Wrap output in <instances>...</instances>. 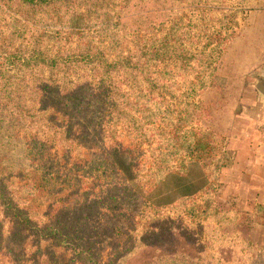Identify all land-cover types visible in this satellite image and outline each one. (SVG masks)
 <instances>
[{"label":"trees","instance_id":"1","mask_svg":"<svg viewBox=\"0 0 264 264\" xmlns=\"http://www.w3.org/2000/svg\"><path fill=\"white\" fill-rule=\"evenodd\" d=\"M8 1L16 8L0 12V58L6 54L10 62L9 50L34 39L29 58L19 60L29 71L20 88L28 90L32 132L14 154L19 165L9 163L29 204L0 179V264H128L158 238L156 216L175 193L188 199L211 188V177L190 176L187 164L205 170L209 160L212 174L221 168L208 140L189 129L188 106L164 101L178 98L172 84H182L186 102L216 79L226 38L207 29L213 7L209 0ZM31 13L42 16L33 22ZM129 41L134 52L123 55ZM72 44L76 50L66 49ZM172 65L193 79L179 82ZM78 67L93 78L71 89L38 74ZM119 124L132 145L118 141L121 134L111 128ZM37 200L45 205L42 224L30 203ZM203 209H212L208 198ZM147 264L203 263L170 254Z\"/></svg>","mask_w":264,"mask_h":264},{"label":"rangeland","instance_id":"2","mask_svg":"<svg viewBox=\"0 0 264 264\" xmlns=\"http://www.w3.org/2000/svg\"><path fill=\"white\" fill-rule=\"evenodd\" d=\"M209 3L213 9L207 29L212 27L213 31H221L226 38L214 74L216 79L196 98L186 102L181 98L185 91V88L180 89L182 84H172L170 90L178 98L167 97L164 101L165 104L185 103L188 106L189 115L184 116L189 129L208 140L221 168L212 174L209 160L205 170L200 164H187L190 176L200 171L210 176L208 184L211 188L188 199L175 193L172 204L156 216L160 221L158 238L128 264H147L170 254H186L200 259L203 264H264V130L257 123L263 107L258 82L264 79V0H209ZM15 6L8 0H0L2 13L12 14ZM17 15L21 17L19 13ZM29 16L36 22L42 15L31 13ZM1 42L5 47L4 37ZM33 48L34 39L19 42L7 52L12 56L10 62L6 60V54L0 58V179L13 196L23 202L26 199L19 195L23 184L17 178L18 170L11 168L9 163L19 165L20 160L14 154L20 148V141L28 140L32 132L28 90L20 88L22 82L27 81L29 71L19 60L28 59ZM45 48L53 52L51 46ZM69 48L74 51L77 45L66 47ZM133 52L132 41L125 43L123 55ZM171 67L174 69L175 65ZM174 70L179 82L193 79L179 67ZM38 74L62 89L74 88L93 78L90 69L83 67L69 73L44 69ZM111 129L121 134H118V141L125 146L132 145L122 124ZM108 134L111 135V131ZM40 136L45 138V133ZM107 143L111 145L113 141L108 139ZM153 148L157 149L158 145ZM57 150L62 152L63 149L57 147ZM142 150L148 151L144 143ZM147 155L149 152L145 158ZM180 165L176 161L171 164V169L177 172L181 170ZM172 182L169 181L167 187L173 186ZM207 198L212 202L209 213L203 209ZM30 203L33 209L39 210V223H44L47 220L45 205L41 200ZM138 227V234L142 235L146 224ZM7 229L5 223L4 231Z\"/></svg>","mask_w":264,"mask_h":264},{"label":"crops","instance_id":"3","mask_svg":"<svg viewBox=\"0 0 264 264\" xmlns=\"http://www.w3.org/2000/svg\"><path fill=\"white\" fill-rule=\"evenodd\" d=\"M261 94L263 95L262 100H263V104H262V109H261V115L258 116V120L257 123L258 125H261V127L263 126V130H264V93L261 92Z\"/></svg>","mask_w":264,"mask_h":264},{"label":"water","instance_id":"4","mask_svg":"<svg viewBox=\"0 0 264 264\" xmlns=\"http://www.w3.org/2000/svg\"><path fill=\"white\" fill-rule=\"evenodd\" d=\"M258 90L264 93V79H260L258 82Z\"/></svg>","mask_w":264,"mask_h":264}]
</instances>
